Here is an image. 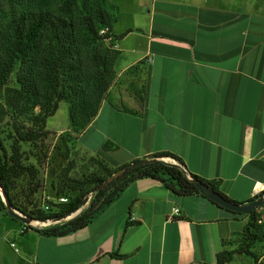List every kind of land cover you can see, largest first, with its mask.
Wrapping results in <instances>:
<instances>
[{"label":"crops","instance_id":"1","mask_svg":"<svg viewBox=\"0 0 264 264\" xmlns=\"http://www.w3.org/2000/svg\"><path fill=\"white\" fill-rule=\"evenodd\" d=\"M105 1L115 15L116 76L80 132L81 148L113 166L168 151L187 173L218 180L236 202L262 191L264 0ZM257 212L264 223V205ZM246 221L198 194L141 178L63 235L21 231L24 223L1 211L0 264H216Z\"/></svg>","mask_w":264,"mask_h":264},{"label":"trees","instance_id":"2","mask_svg":"<svg viewBox=\"0 0 264 264\" xmlns=\"http://www.w3.org/2000/svg\"><path fill=\"white\" fill-rule=\"evenodd\" d=\"M114 22L115 15L105 0H0V99H5V105L13 113L26 116L31 125L25 132L13 136L9 151L0 136V187L7 194L11 206L30 220L60 221L36 230L45 235H63L87 225L130 183L152 178L177 195L198 194L232 216H246L247 221L235 247L217 252L216 264L231 263L235 254L251 258L253 264H261L255 247L264 240V223L260 222L257 212V208L264 205V199L249 212L223 208L198 191L185 174L181 158L168 151L144 157L151 161L129 168L101 187L107 177L126 164L113 166L91 157L96 170L83 174L82 178L61 180L62 185H67V181L71 183L70 190L74 192L72 196L62 193L67 196L65 202L56 204L53 210L33 205L30 196L40 187L38 171L23 162L21 143H42L48 135L46 119L56 112L59 102L64 101L68 104L70 131L66 133L67 140L74 145L76 137L73 133L81 132L95 117L115 76L114 65L119 52L109 42ZM102 29L104 33H100ZM123 35H116L114 39L119 40ZM13 72L17 87L12 89V93H3L2 88ZM143 95L142 88L134 92L139 103ZM35 108H38L37 112ZM4 112L0 107V121ZM110 147V143L103 145L104 149ZM166 157L174 162L165 160ZM190 175L227 200L239 203L219 190L218 180ZM23 176L27 178L28 185L24 199L19 200L17 182ZM89 192H92V197L88 205L75 216L61 221L83 204V198ZM260 195L264 197V189L247 202ZM1 211L9 215L2 200ZM225 244L228 247L232 245L231 242ZM110 255L122 257L117 253Z\"/></svg>","mask_w":264,"mask_h":264},{"label":"rangeland","instance_id":"3","mask_svg":"<svg viewBox=\"0 0 264 264\" xmlns=\"http://www.w3.org/2000/svg\"><path fill=\"white\" fill-rule=\"evenodd\" d=\"M14 87H17V83L15 73L13 72L9 76L6 85L2 88V92L12 93ZM0 107L5 110L0 121V136L3 138L6 150L9 151L13 136L18 134V132H25L31 125L26 116H19L13 113L12 109L5 105L4 98L0 99ZM37 110L38 108L34 109L35 112H37ZM45 129L48 131V135L42 143L38 141L35 143L22 142L21 149L23 151V162L34 166L38 171L37 178L40 187L30 196L33 205L43 210H53L56 209V204L60 203V198L67 199V196L62 193H67L70 196L74 194V192L70 190L71 183L67 181V185H62L61 180L82 178L83 174L96 170V166H94L93 161L90 159L91 157H96L98 160H102L108 165L111 164L107 157L98 154H90L81 148L79 143L80 132L77 134L73 133L76 137L74 145L67 140L68 136L66 133L70 130L68 104L66 102H59L56 112L46 119ZM27 185L28 180L26 177L23 176L18 179L17 195L19 200L24 199V190ZM91 197L92 192L87 193L83 198V204L77 209L82 210L85 208ZM74 213L75 211L67 215V218L64 217L61 219V221L71 218ZM43 222L46 223L45 225L42 224L44 227L60 221L51 220L49 222ZM237 238L231 245L232 247H235ZM262 242L260 244H262ZM263 250L264 246H260L259 244L255 247V251L258 254H261ZM235 257L233 264H253L252 259L244 255L235 254ZM260 263L263 264L262 262Z\"/></svg>","mask_w":264,"mask_h":264},{"label":"water","instance_id":"4","mask_svg":"<svg viewBox=\"0 0 264 264\" xmlns=\"http://www.w3.org/2000/svg\"><path fill=\"white\" fill-rule=\"evenodd\" d=\"M149 161H151V160L147 159V158H138V159H135V160L127 163L121 169H119L118 171L114 172L109 177H107L102 182V184L99 187L105 185L106 183H108L109 181L113 180L114 178L122 175L129 168L145 164V163H147ZM184 172L189 177L191 182L195 185V187L198 189V191L200 193H202L208 199H210L211 201L215 202L216 204L220 205L223 208H226V209H229V210H232V211H238V212H249L252 209H254L257 206H259L262 203L263 199H264L263 195H260L257 199H255V200H253L251 202L234 203V202H232L230 200H227L223 196H221L218 192L212 190L208 185H206L202 181H200L197 178L191 176L189 173H187L185 171V169H184ZM0 194L3 197L2 201H3L4 205H5L6 211L8 212L9 216L19 220L20 222H22L24 224H29L32 221V220L28 219L27 217H25L24 215H22L18 210L14 209L11 206V204H10V202L8 200L7 194L5 193V191L3 190L2 187H0ZM80 211H81V209H76L75 213L72 215V217L75 216Z\"/></svg>","mask_w":264,"mask_h":264},{"label":"built area","instance_id":"5","mask_svg":"<svg viewBox=\"0 0 264 264\" xmlns=\"http://www.w3.org/2000/svg\"><path fill=\"white\" fill-rule=\"evenodd\" d=\"M100 33H104V30L102 29V30L100 31ZM110 39H111V38H110ZM110 39H109V40H110ZM164 159H165V160H168V161H171V162H174V160L171 159V158H169V157H166V158H164ZM65 201H66L65 198H60V202H65ZM173 211H174V213H176V214L179 212L178 208H174ZM67 217H68V216H67ZM67 217H66V218H67ZM51 220H52V219H48V220H46V221L49 222V221H51ZM42 224L45 225L46 223L43 222V221H39V220L31 221L29 224H25L24 227H23V229H22L21 231H24V230L27 228L28 225H29V226L43 227Z\"/></svg>","mask_w":264,"mask_h":264}]
</instances>
